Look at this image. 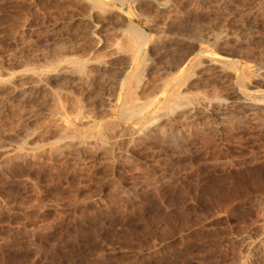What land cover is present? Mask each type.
<instances>
[{
  "label": "rangeland",
  "instance_id": "obj_1",
  "mask_svg": "<svg viewBox=\"0 0 264 264\" xmlns=\"http://www.w3.org/2000/svg\"><path fill=\"white\" fill-rule=\"evenodd\" d=\"M0 264H264V0H0Z\"/></svg>",
  "mask_w": 264,
  "mask_h": 264
},
{
  "label": "bare ground",
  "instance_id": "obj_2",
  "mask_svg": "<svg viewBox=\"0 0 264 264\" xmlns=\"http://www.w3.org/2000/svg\"><path fill=\"white\" fill-rule=\"evenodd\" d=\"M130 35L135 39V41H136V45L137 44H140L139 42H140V40L142 39L141 38V36L139 35V33H138V31L136 30V29H130ZM139 36V37H138ZM134 50V49H133ZM202 53V52H201ZM201 65V64H200ZM198 67V66H197ZM133 91V90H132ZM163 92V91H162ZM128 93V92H127ZM130 94H132V93H130ZM166 95V92H164V93H162V95ZM132 96V95H131ZM129 97V96H128ZM127 99H129V98H127ZM126 104H127V102H126ZM179 104V103H178ZM123 113H125V114H133V113H131L130 112V110L129 109H123ZM140 133V132H139Z\"/></svg>",
  "mask_w": 264,
  "mask_h": 264
}]
</instances>
